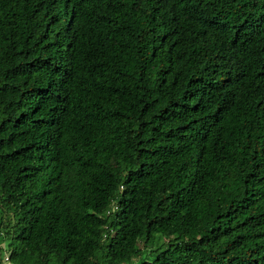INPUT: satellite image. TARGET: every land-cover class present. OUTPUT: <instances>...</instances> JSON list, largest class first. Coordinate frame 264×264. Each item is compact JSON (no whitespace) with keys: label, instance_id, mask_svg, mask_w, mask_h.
<instances>
[{"label":"trees","instance_id":"trees-1","mask_svg":"<svg viewBox=\"0 0 264 264\" xmlns=\"http://www.w3.org/2000/svg\"><path fill=\"white\" fill-rule=\"evenodd\" d=\"M264 264V0H0V264Z\"/></svg>","mask_w":264,"mask_h":264},{"label":"built area","instance_id":"built-area-1","mask_svg":"<svg viewBox=\"0 0 264 264\" xmlns=\"http://www.w3.org/2000/svg\"><path fill=\"white\" fill-rule=\"evenodd\" d=\"M4 261L5 262H9V264H14V263L10 262V257H9V255L7 253H4Z\"/></svg>","mask_w":264,"mask_h":264}]
</instances>
